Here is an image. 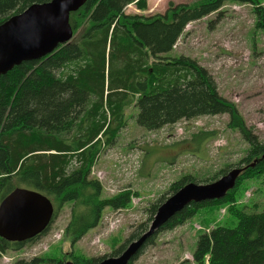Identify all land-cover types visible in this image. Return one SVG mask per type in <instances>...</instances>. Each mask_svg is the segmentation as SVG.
Segmentation results:
<instances>
[{"label":"trees","instance_id":"trees-1","mask_svg":"<svg viewBox=\"0 0 264 264\" xmlns=\"http://www.w3.org/2000/svg\"><path fill=\"white\" fill-rule=\"evenodd\" d=\"M46 1L50 0H0V23L33 3ZM227 2L252 5L256 27L264 29V0L172 1L164 13L151 15L126 11L129 4L146 10L148 0H86L72 11L69 42L0 75V203L16 187L40 191L55 207L51 223L70 203L65 233L76 244L99 225L107 207L125 209L137 195L125 190L104 196L100 180L89 177L104 138L111 142L125 126L129 106L137 109V122L147 130L226 113L228 127L238 130L249 144L236 186L223 198L191 201L157 232L186 223L203 207L229 205L237 225H217L201 233L193 253L195 263L264 264V210L248 212L237 205L244 181L264 174V143L236 103L220 95L205 67L188 56L170 55L190 22L219 11ZM199 138L197 134L195 139ZM220 173L225 170L216 175ZM194 180L185 175L170 191L175 193ZM160 201L149 208L150 219L164 202ZM50 225L25 241L0 236V257L7 250H21ZM148 229L146 223L140 224L112 256ZM156 233L129 264L154 242ZM106 257L88 258L73 252L69 258L74 264H92ZM50 261L56 262L41 256L17 264Z\"/></svg>","mask_w":264,"mask_h":264},{"label":"rangeland","instance_id":"rangeland-1","mask_svg":"<svg viewBox=\"0 0 264 264\" xmlns=\"http://www.w3.org/2000/svg\"><path fill=\"white\" fill-rule=\"evenodd\" d=\"M172 1L195 0H148L146 10L129 4L126 11L164 13ZM256 20L252 5L227 2L219 11L190 22L170 55L188 56L205 67L220 95L236 103L247 125L264 143V29L256 27ZM137 112L133 105L129 106L126 124L118 135L109 143L104 138L89 176L100 180L104 196L125 190L135 192L129 207H107L99 225L72 244L65 233L72 212V205L67 203L45 234L21 250H7L1 255L0 264H17L41 256L65 263L71 261L73 252L88 258L112 256L140 224L151 226L155 215L150 219L149 208L172 196L171 185L183 176H193L196 183H209L245 164L241 160L247 155L249 144L238 130L228 127L226 113L183 119L147 130L138 124ZM197 134L202 138L196 140ZM222 170L225 173L217 176ZM243 186L237 205L246 207L248 212L263 211L264 174L244 181ZM228 206H206L182 225L157 232L159 228L154 242L133 263L196 264L193 253L201 233L217 225H237Z\"/></svg>","mask_w":264,"mask_h":264},{"label":"water","instance_id":"water-1","mask_svg":"<svg viewBox=\"0 0 264 264\" xmlns=\"http://www.w3.org/2000/svg\"><path fill=\"white\" fill-rule=\"evenodd\" d=\"M86 0H50L33 3L0 23V75L26 60L39 59L53 52L60 44L73 38L70 13ZM242 167L209 183L185 184L165 202L155 214L149 229L129 242L117 256H109L92 264H129L147 239L172 216L191 201L220 199L236 186ZM51 199L40 191L16 187L0 203V236L9 241H25L41 234L54 215ZM40 264H74L45 262Z\"/></svg>","mask_w":264,"mask_h":264},{"label":"built area","instance_id":"built-area-1","mask_svg":"<svg viewBox=\"0 0 264 264\" xmlns=\"http://www.w3.org/2000/svg\"><path fill=\"white\" fill-rule=\"evenodd\" d=\"M207 259H208V256H207Z\"/></svg>","mask_w":264,"mask_h":264}]
</instances>
